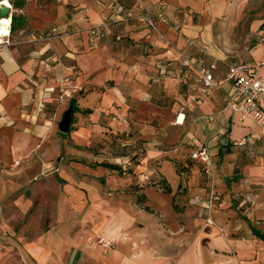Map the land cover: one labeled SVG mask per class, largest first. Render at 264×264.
<instances>
[{
	"label": "rangeland",
	"instance_id": "374dc122",
	"mask_svg": "<svg viewBox=\"0 0 264 264\" xmlns=\"http://www.w3.org/2000/svg\"><path fill=\"white\" fill-rule=\"evenodd\" d=\"M13 1L17 9H24L27 2ZM29 2L32 13L44 19H52L59 5V0ZM181 10L182 18L177 26L181 29L191 26L196 30L186 42L191 55H185L197 63L202 60L206 66L214 64L218 80L226 76L231 65L251 61L249 56L257 44V34L264 28V0H194L183 5ZM176 29L181 31L179 27ZM22 37L14 32L10 38L13 42L24 41ZM22 46L28 48L31 45ZM258 54L257 51L252 55L253 60L261 59ZM192 76V80L198 79L195 72ZM177 82V91L186 96L180 103V113L187 114L183 126L186 130L177 131L170 121L167 122V114H157L154 117L157 119L150 120L154 115L147 108H141L138 122L131 123L127 131L117 126L130 123L131 116L112 112L89 117L77 112L71 127L78 135L72 131L67 136L61 133L66 136L63 141L67 148L59 160L41 164L39 176L26 178L18 173L8 176L7 171L23 167L21 160L0 164V264L6 255L14 258L13 262L9 259L11 263L8 264H27L21 256L20 246L49 235L55 229H66L71 238L85 236L94 255L110 254L117 247L115 235H124L128 239L133 231L142 232L147 218L157 220L167 235L180 238L177 257L186 249L196 250L197 247L205 264H239L238 251L227 246H211V234H215V229L225 241L235 239L249 230L245 220L264 234V144L257 142L252 151L234 146L224 156L215 149L211 152L212 165L200 166L190 157L191 150L197 146L193 144L198 141L199 145L210 146L213 140L210 135L214 132L209 130L208 124H219V131L215 132L224 127L222 111L226 98H222V103L216 105L211 115L198 120L194 116L190 118V113L199 108H192L191 100L196 90H189L180 83V78ZM192 84L200 83L193 81ZM218 93L215 91V96ZM72 96L76 98L77 95ZM70 100L66 102L63 114L70 108ZM150 124L153 128L146 129L145 125ZM88 125H103L104 128L97 127L85 134L83 129ZM246 129L257 132L255 127ZM188 130L191 137L187 136ZM222 136L216 135L218 144L226 137ZM153 150L163 153L155 159L150 157ZM164 160L170 161L180 175L181 191L177 193L165 190L164 175L159 170V162ZM223 162L229 166L228 176L238 178L237 182L242 178L244 168L250 167L247 181L233 186L228 182V176L222 175V186L216 185L215 174ZM105 164L120 169L112 170L104 167ZM38 165L34 164V168ZM203 189H207L206 193L201 192ZM204 194H207L208 202L203 201ZM237 223L246 224V227L236 228ZM144 243L139 244L143 246ZM245 261L264 264V249L256 247Z\"/></svg>",
	"mask_w": 264,
	"mask_h": 264
},
{
	"label": "crops",
	"instance_id": "0c3cea01",
	"mask_svg": "<svg viewBox=\"0 0 264 264\" xmlns=\"http://www.w3.org/2000/svg\"><path fill=\"white\" fill-rule=\"evenodd\" d=\"M1 1H4L0 3L2 6L11 5L12 12L6 18L10 23L9 35H4L1 39L3 43L0 44V164L23 161V167L7 171L8 176L16 173L26 178L39 176L41 164L54 163L61 158L67 147H64L63 139L66 136L60 132V123L66 102L74 97L72 95H77L73 99L79 110L90 112L84 114L80 111L83 116L95 117L112 112L131 116L130 123H114L123 131H127L131 123L135 124L141 108H147L154 115L150 120L157 119L154 118L157 114H167V122L170 121L177 131L186 130L184 123L180 124L183 117L179 124H174L178 114H185L180 113V103L184 101L183 96L186 97L177 91L176 85L177 79L183 74L179 55H191L186 42L196 34V30L191 26L181 29L177 25L181 22L183 5L194 0H148L155 17L163 10L166 13L167 21H158L157 29L150 28L140 20L124 19L125 11L137 12L136 0H118L121 10L112 6L114 0H59L52 19L33 14L30 0H27L24 9H17L13 0ZM102 24H110L111 33L93 45L88 36L89 30ZM176 27L181 31L178 32ZM14 32L24 36V41L13 42L10 37ZM42 34L54 37L51 40H40ZM257 35H264V28ZM26 44L31 46H22ZM260 50L256 44L249 56L251 61L239 63L257 62L259 59L253 60L252 55L258 51V58H262L264 52ZM200 87L201 84L196 86ZM183 90L187 92L186 87ZM215 91L219 92L216 96ZM230 91V83L218 87L189 117L194 116L198 120L211 115L216 105L222 103V98L227 100ZM65 93L70 94V97H64L65 101L61 102L60 97ZM186 117L187 114L185 120ZM152 124L150 127L145 125V128L152 129ZM97 127L104 128L103 125H88L83 131L90 134ZM207 127L214 132L210 135L213 139L210 153L216 149L221 156L224 154L219 152L227 148L230 141L240 140L250 134L257 135L259 132L257 128V132L247 130L255 126L249 122L239 124L236 117L231 118L220 132H215L219 131V124H208ZM72 132L78 135L73 127ZM187 132V136L191 137V131ZM206 133L209 134L208 130ZM218 133L222 137L226 136L220 144L216 137ZM193 145H199V142ZM241 147L246 150L248 148V151L254 150V145ZM159 150L150 151V157L158 159L163 153ZM34 164H39L38 168H34ZM159 164L165 187L172 194L181 191L180 175L175 166L166 160ZM199 165L206 167L202 163ZM249 169L244 168L243 176L237 182L238 178L228 176L229 166L223 162L217 168L214 182L222 186V175H227L229 183L240 186L247 181ZM206 190L201 192L206 193ZM206 195H203L204 202H208ZM247 199L251 200V197ZM148 210L145 211L152 213ZM121 213H124L123 209ZM128 220L133 222L132 219ZM245 221L249 230L228 241L219 237L214 229L211 246H227L238 251L239 264H253L245 259L253 255L256 247L264 249V234L248 220ZM244 227L246 224H236V228L241 230ZM115 236L118 237L117 247L110 254L94 255L85 236L71 238L66 229H55L32 243L27 242L20 246V252L27 264H205L202 252L197 247L196 250H185L182 247L185 251L177 257L180 238L167 235L154 218L145 219L142 232L133 231L127 236L128 239L120 234ZM185 240L188 241V237ZM142 241L145 242L143 246L139 244ZM9 259L13 262L14 258L6 255L1 264L11 263Z\"/></svg>",
	"mask_w": 264,
	"mask_h": 264
},
{
	"label": "built area",
	"instance_id": "2783aa9c",
	"mask_svg": "<svg viewBox=\"0 0 264 264\" xmlns=\"http://www.w3.org/2000/svg\"><path fill=\"white\" fill-rule=\"evenodd\" d=\"M138 3L137 12L125 11L126 20H140L152 29H157V22H166L165 11L159 12L156 17L152 14L147 0H136ZM4 1H1L2 3ZM1 6V4H0ZM114 8L122 9L118 0H114L112 5ZM8 8L12 12V6ZM164 9V5L161 6ZM118 18V16H116ZM178 29V28H177ZM111 33L110 24H102L95 26L89 30V39L92 44H96L103 40ZM54 36L48 34L40 35V40H51ZM257 44L264 52V35H258ZM9 44V42H7ZM179 61L183 69V74L180 77V83L188 87L189 90L195 91L196 94L192 97V108L200 106L206 97L211 96L212 92L225 83L231 84V91L225 102L222 116L224 123H228L231 118L236 117L239 124L246 122L251 123L258 129L257 135H247L240 140L230 141L235 147L255 145L257 142L264 144V54L263 57L252 63H236L229 67L225 79L218 80L216 77L217 67L214 64L209 66L204 65L201 60L199 63L195 62L183 53L180 54ZM192 72L198 76L197 83L201 84L200 88H195L192 84ZM70 97V94L65 93L61 96V101ZM183 116L185 121V114H179L177 123ZM210 120L213 118L210 116ZM252 155L254 154L251 153ZM191 159L202 163L208 167L212 165L210 146L208 144L197 145L191 152ZM216 199L217 198H213Z\"/></svg>",
	"mask_w": 264,
	"mask_h": 264
},
{
	"label": "water",
	"instance_id": "95a60500",
	"mask_svg": "<svg viewBox=\"0 0 264 264\" xmlns=\"http://www.w3.org/2000/svg\"><path fill=\"white\" fill-rule=\"evenodd\" d=\"M11 15V11L7 6H0V20L8 18ZM73 116V108H69L64 114L60 123V132L67 135L71 129V121Z\"/></svg>",
	"mask_w": 264,
	"mask_h": 264
},
{
	"label": "trees",
	"instance_id": "16d2710c",
	"mask_svg": "<svg viewBox=\"0 0 264 264\" xmlns=\"http://www.w3.org/2000/svg\"><path fill=\"white\" fill-rule=\"evenodd\" d=\"M14 21V18H13ZM70 108H73V116H72V121H71V125L74 123V114L77 112H80L81 110H79V108L76 105V102L74 101V99L71 100L70 102ZM81 113L87 114L90 113L89 111H81ZM72 131V127L70 129V132ZM69 132V133H70ZM67 136V135H66ZM231 147H232V143L228 144V147L225 149H222L219 153L220 154H224V153H229L231 152ZM104 167L112 169V170H119L120 168L118 166H113V165H109V164H105ZM167 193H171L170 189L166 188L165 189ZM146 211H149L147 208H145Z\"/></svg>",
	"mask_w": 264,
	"mask_h": 264
},
{
	"label": "bare ground",
	"instance_id": "6f19581e",
	"mask_svg": "<svg viewBox=\"0 0 264 264\" xmlns=\"http://www.w3.org/2000/svg\"><path fill=\"white\" fill-rule=\"evenodd\" d=\"M9 25H10V23L6 18H3L0 20V40L2 39V37L4 35H7V34L9 35ZM2 43H3V41L1 40L0 44H2ZM182 121H183V119H182ZM182 121H181V123L179 121L178 124L179 123L183 124L184 122H182Z\"/></svg>",
	"mask_w": 264,
	"mask_h": 264
}]
</instances>
